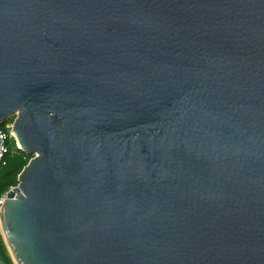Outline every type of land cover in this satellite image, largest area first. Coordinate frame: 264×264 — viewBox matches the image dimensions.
I'll return each instance as SVG.
<instances>
[{
    "label": "water",
    "instance_id": "water-1",
    "mask_svg": "<svg viewBox=\"0 0 264 264\" xmlns=\"http://www.w3.org/2000/svg\"><path fill=\"white\" fill-rule=\"evenodd\" d=\"M13 113L11 264H264V0H0Z\"/></svg>",
    "mask_w": 264,
    "mask_h": 264
},
{
    "label": "trees",
    "instance_id": "trees-1",
    "mask_svg": "<svg viewBox=\"0 0 264 264\" xmlns=\"http://www.w3.org/2000/svg\"><path fill=\"white\" fill-rule=\"evenodd\" d=\"M13 118L0 123V131L8 135L7 124H11ZM6 147V152L0 163V196L8 189L17 185V177L23 167L28 163L32 156L21 152L16 148L15 141L11 137H7L3 141ZM0 255L7 264H11L6 250L4 248L2 239L0 237Z\"/></svg>",
    "mask_w": 264,
    "mask_h": 264
},
{
    "label": "built area",
    "instance_id": "built-area-1",
    "mask_svg": "<svg viewBox=\"0 0 264 264\" xmlns=\"http://www.w3.org/2000/svg\"><path fill=\"white\" fill-rule=\"evenodd\" d=\"M7 138V135L3 132L0 131V140H1V145H0V163L2 164V159L3 156L6 152V147L3 144V141ZM6 193V192H5ZM5 193L0 196V208L3 205V201L5 199Z\"/></svg>",
    "mask_w": 264,
    "mask_h": 264
},
{
    "label": "rangeland",
    "instance_id": "rangeland-1",
    "mask_svg": "<svg viewBox=\"0 0 264 264\" xmlns=\"http://www.w3.org/2000/svg\"><path fill=\"white\" fill-rule=\"evenodd\" d=\"M15 114H16V113H13V114L8 115V116L6 117V120L11 119V118L14 119ZM6 120H5V121H6ZM6 128L8 129V135H7V137H11V136H10L11 124H7V125H6ZM11 138H12V137H11ZM15 145H16V143H15ZM0 237H1V239H2V236H1V235H0ZM2 242H3L4 248H5V250H6V254L8 255L9 259L11 260V257H10L9 254H8V251H7V249H6V246H5V243H4L3 239H2Z\"/></svg>",
    "mask_w": 264,
    "mask_h": 264
},
{
    "label": "bare ground",
    "instance_id": "bare-ground-1",
    "mask_svg": "<svg viewBox=\"0 0 264 264\" xmlns=\"http://www.w3.org/2000/svg\"><path fill=\"white\" fill-rule=\"evenodd\" d=\"M14 262V264H17L15 261H13Z\"/></svg>",
    "mask_w": 264,
    "mask_h": 264
}]
</instances>
